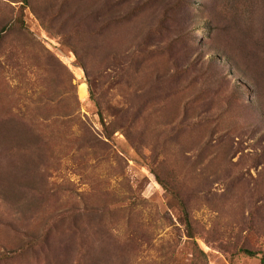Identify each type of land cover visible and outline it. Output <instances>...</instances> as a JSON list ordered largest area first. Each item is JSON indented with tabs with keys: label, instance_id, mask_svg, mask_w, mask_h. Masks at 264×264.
Masks as SVG:
<instances>
[{
	"label": "rangeland",
	"instance_id": "1",
	"mask_svg": "<svg viewBox=\"0 0 264 264\" xmlns=\"http://www.w3.org/2000/svg\"><path fill=\"white\" fill-rule=\"evenodd\" d=\"M215 1L0 0V264H261L264 74Z\"/></svg>",
	"mask_w": 264,
	"mask_h": 264
},
{
	"label": "trees",
	"instance_id": "2",
	"mask_svg": "<svg viewBox=\"0 0 264 264\" xmlns=\"http://www.w3.org/2000/svg\"><path fill=\"white\" fill-rule=\"evenodd\" d=\"M15 1L27 2V0H13ZM241 8L239 0H216L214 2L208 11V19L214 30L211 41L222 59L228 58L239 68L252 73L254 77L259 72L264 74V7L258 12H254L253 7H250L248 12ZM9 24L3 25L0 30V45L7 29L16 26V22ZM93 97L98 105L95 95ZM100 117L103 121L101 112ZM160 183L163 184L162 181ZM178 198L188 235L193 238V228L187 206L181 197ZM240 252L250 257L261 255V264H264L263 251L254 252L242 248ZM194 256L199 261L206 258L198 244L194 246Z\"/></svg>",
	"mask_w": 264,
	"mask_h": 264
}]
</instances>
